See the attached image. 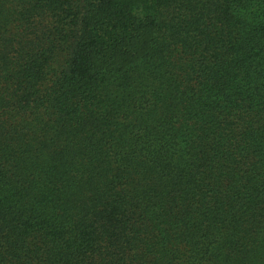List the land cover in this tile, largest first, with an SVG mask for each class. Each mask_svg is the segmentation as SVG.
I'll return each instance as SVG.
<instances>
[{
    "label": "trees",
    "instance_id": "obj_1",
    "mask_svg": "<svg viewBox=\"0 0 264 264\" xmlns=\"http://www.w3.org/2000/svg\"><path fill=\"white\" fill-rule=\"evenodd\" d=\"M0 264H264V0H0Z\"/></svg>",
    "mask_w": 264,
    "mask_h": 264
}]
</instances>
